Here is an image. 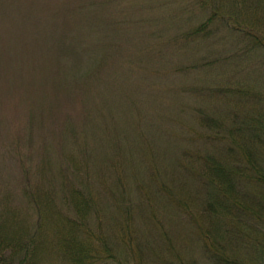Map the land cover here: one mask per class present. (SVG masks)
<instances>
[{"label": "rangeland", "instance_id": "1", "mask_svg": "<svg viewBox=\"0 0 264 264\" xmlns=\"http://www.w3.org/2000/svg\"><path fill=\"white\" fill-rule=\"evenodd\" d=\"M80 4V9L69 7ZM179 4V0H0V200L24 204L22 184L40 182V166L50 178L62 160L72 157L78 166L72 159L66 161L68 166L94 184L103 207L110 201L107 185H139V193L132 186L130 193L124 192L126 204L134 200L128 203L133 243L142 242L144 247L153 232L166 231L182 258L203 264L186 217L175 205L161 201L153 184L171 186L176 199L187 202L190 197L195 207L191 183H202L194 173L201 170L196 153L205 156L211 151L191 114V108L201 103L191 87L228 83V69L224 65L212 69L214 79L205 82L201 72L189 67L205 49L174 40L183 26L180 21H186ZM195 13L188 21L197 20ZM15 21H90L79 23L89 31L87 37L78 34L80 45L93 48L103 41L114 48L105 64L96 71L88 69L92 71L86 82L79 72L97 52L84 55L73 79L76 89L65 91L69 62L59 64L68 79L57 80L60 84L54 88L52 41ZM114 150L115 160L105 162L103 158ZM101 218L110 236L109 215ZM141 221L153 230L142 228ZM151 242L153 251L159 249Z\"/></svg>", "mask_w": 264, "mask_h": 264}, {"label": "trees", "instance_id": "2", "mask_svg": "<svg viewBox=\"0 0 264 264\" xmlns=\"http://www.w3.org/2000/svg\"><path fill=\"white\" fill-rule=\"evenodd\" d=\"M179 1L186 21H180L183 26L174 40L205 49L189 67L211 82L215 76L211 70L224 65L229 82L191 87L201 100L191 114L206 150L211 151L205 156L196 153L201 170L194 173L202 183H191L195 207L190 197L187 202L176 199L174 188L165 183L159 187L154 183V193L186 217L203 264H264V0ZM194 11L197 20L188 21ZM15 22L52 41L56 68L50 82L55 88L60 84L57 80L69 77L65 91L76 89L73 79L84 55L97 52L87 71L79 72L86 82L92 71L88 69L96 71L105 64L114 48L103 41L93 48L80 45L78 34L87 37L89 31L79 23L90 21H33L43 25L40 29L30 21ZM66 60L70 75L65 78L59 64ZM115 154L114 150L103 159L113 162ZM71 159L76 164L72 157L62 160L58 173L50 178L40 166L41 183L22 184L26 206L12 204L6 197L0 200V264H198L196 258H182L166 231L153 232L144 247L142 242L133 243L128 203L134 200L129 197L126 204L124 192L130 193L132 186L139 193V185H107L105 196L110 201L103 207L94 184L83 179L75 166H68ZM104 213L112 224L110 236L105 231L108 225L102 223ZM151 241L159 249L153 251Z\"/></svg>", "mask_w": 264, "mask_h": 264}]
</instances>
